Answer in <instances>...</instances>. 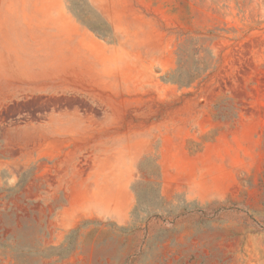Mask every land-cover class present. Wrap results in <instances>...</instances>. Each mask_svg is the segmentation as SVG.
<instances>
[{
  "label": "rangeland",
  "instance_id": "rangeland-1",
  "mask_svg": "<svg viewBox=\"0 0 264 264\" xmlns=\"http://www.w3.org/2000/svg\"><path fill=\"white\" fill-rule=\"evenodd\" d=\"M0 264H264V0H0Z\"/></svg>",
  "mask_w": 264,
  "mask_h": 264
},
{
  "label": "crops",
  "instance_id": "crops-1",
  "mask_svg": "<svg viewBox=\"0 0 264 264\" xmlns=\"http://www.w3.org/2000/svg\"><path fill=\"white\" fill-rule=\"evenodd\" d=\"M57 122H58V121H57ZM160 186H161V193L163 194V192H164V187H165V183L161 181ZM173 192H175V190H172V191L169 192V193H173Z\"/></svg>",
  "mask_w": 264,
  "mask_h": 264
}]
</instances>
